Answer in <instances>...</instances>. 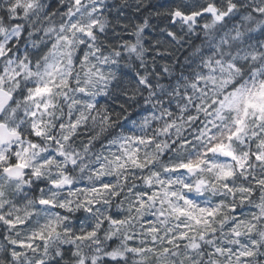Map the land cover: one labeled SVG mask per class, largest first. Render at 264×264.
Returning <instances> with one entry per match:
<instances>
[{
  "label": "clouds",
  "instance_id": "obj_1",
  "mask_svg": "<svg viewBox=\"0 0 264 264\" xmlns=\"http://www.w3.org/2000/svg\"><path fill=\"white\" fill-rule=\"evenodd\" d=\"M0 264H264V0H0Z\"/></svg>",
  "mask_w": 264,
  "mask_h": 264
}]
</instances>
